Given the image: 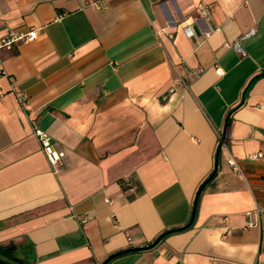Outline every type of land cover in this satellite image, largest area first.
Wrapping results in <instances>:
<instances>
[{"label":"crops","instance_id":"obj_1","mask_svg":"<svg viewBox=\"0 0 264 264\" xmlns=\"http://www.w3.org/2000/svg\"><path fill=\"white\" fill-rule=\"evenodd\" d=\"M35 28L0 50L28 94L0 77V257L102 264L149 246L190 222L220 151L194 224L108 264H264V0H0V42Z\"/></svg>","mask_w":264,"mask_h":264},{"label":"built area","instance_id":"obj_2","mask_svg":"<svg viewBox=\"0 0 264 264\" xmlns=\"http://www.w3.org/2000/svg\"><path fill=\"white\" fill-rule=\"evenodd\" d=\"M209 12L207 9H205V11L202 12V17L208 16ZM188 32V35L190 37H192V35H194V32L192 30H190L189 28L186 30ZM40 32V29L35 28L32 29L28 32H21V33H17L14 31H11L10 33H8V35L3 38L1 40V44H0V50L2 49H8V50H12L16 45L21 44V43H32L35 42V39L38 37ZM253 35H255V30H249L248 33H245L244 36L239 39L237 42L234 43L233 45V49H236V51L238 53H240L243 56H246V51L242 46V42L245 40H248V38L252 37ZM218 73L221 75L223 73V69H218ZM0 77H4V78H9L12 85H14L13 91L16 95V98L19 100L20 104L23 105L28 101V94L26 92H22L20 91L15 83V79L14 77L9 73V71L6 70L4 63L2 61V59L0 58ZM36 138L38 139V141H40L43 151L45 153V155L47 156V159L50 163V165L53 167H58L61 166L66 154L61 151L58 150L51 138V136L42 128L38 127L35 129L34 132ZM253 159L255 160H264V153H258L255 154L253 156ZM228 163L230 164L233 172L235 174H240L242 176H244V172L242 169V166L239 162H237L236 158H234L233 156H231L228 159ZM130 179L127 177L123 180V185H128V187L131 188L132 184L129 181ZM260 214H261V210L259 208H255L254 211L249 212L247 214V218L249 219L248 221V227L250 228H254V227H259L260 226ZM84 222V221H82ZM130 240H132L131 237H129Z\"/></svg>","mask_w":264,"mask_h":264},{"label":"water","instance_id":"obj_3","mask_svg":"<svg viewBox=\"0 0 264 264\" xmlns=\"http://www.w3.org/2000/svg\"><path fill=\"white\" fill-rule=\"evenodd\" d=\"M224 140V139H223ZM221 148V145H219V149ZM220 156V151L218 152L217 154V158H216V169L214 171V173H212L209 177V179L204 182V184H202V186L199 188V190L197 191V197L195 199V202H194V209H193V213H192V216H191V219H190V222L183 226V228H179V229H171L163 234H161L156 240L155 242H153L151 245L149 246H146V247H141V248H129L127 249L126 251H123V252H118V253H115L113 254V256H111L110 258H108L106 261H104L102 264H108L109 262H111L114 258L118 257V256H121L123 254H127L128 252H140L141 250H146V249H152V248H155L156 245L162 241L165 237H167L170 233H175V232H181L185 229H188L190 228L193 224H194V220H195V217H196V214H197V210H198V202H199V199H200V196L201 194L203 193V189L205 188V186L210 183V181L213 179V177L215 176V174L217 173L218 169H219V164H218V158ZM0 264H12L11 262L3 259L0 257Z\"/></svg>","mask_w":264,"mask_h":264},{"label":"trees","instance_id":"obj_4","mask_svg":"<svg viewBox=\"0 0 264 264\" xmlns=\"http://www.w3.org/2000/svg\"><path fill=\"white\" fill-rule=\"evenodd\" d=\"M258 78H260V76H258L256 79H258ZM125 186L128 187V185H125ZM125 186H124V187H125Z\"/></svg>","mask_w":264,"mask_h":264}]
</instances>
